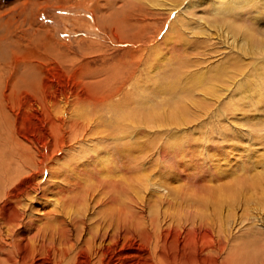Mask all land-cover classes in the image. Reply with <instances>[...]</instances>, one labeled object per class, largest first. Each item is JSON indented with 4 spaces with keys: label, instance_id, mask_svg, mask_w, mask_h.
I'll return each mask as SVG.
<instances>
[{
    "label": "bare ground",
    "instance_id": "6f19581e",
    "mask_svg": "<svg viewBox=\"0 0 264 264\" xmlns=\"http://www.w3.org/2000/svg\"><path fill=\"white\" fill-rule=\"evenodd\" d=\"M263 1L229 0L224 8L232 15L248 7L263 20ZM183 2L173 4L179 8L175 21L181 19V28L197 36L196 43L214 37L233 50L240 45L254 55L252 67L246 69L239 59L215 69L195 62L198 68L190 73L176 71L184 79L178 75L161 84L155 78L167 65L154 60L148 65L152 60L144 61L141 49L140 55L134 51L136 68L126 77V63L105 65L103 54L108 77L87 76L88 68L66 74L59 65H42L39 77L2 92L0 264H264V177L239 178L254 160L250 147L247 160L242 155L236 162L230 157L235 147L212 159L202 151L201 160H210L216 173L240 179L228 188L215 184L211 170L204 177L208 185L190 184L171 158L133 154L132 135L118 156L103 152V94L111 99L135 89L111 107L121 131L139 119L153 126L187 125L203 111H213L209 101L217 102L214 110L224 111L220 102L225 99L226 107L245 109L264 96V36L239 23L227 27L194 17L197 22H185L187 10L203 1ZM114 34L119 45L126 44ZM177 143L170 142L169 149ZM233 162L237 169L229 170Z\"/></svg>",
    "mask_w": 264,
    "mask_h": 264
},
{
    "label": "rangeland",
    "instance_id": "374dc122",
    "mask_svg": "<svg viewBox=\"0 0 264 264\" xmlns=\"http://www.w3.org/2000/svg\"><path fill=\"white\" fill-rule=\"evenodd\" d=\"M202 1L187 10L184 17L185 22L194 23L197 19L203 18L215 25L227 27L239 23L249 29L254 28L257 35L264 36V19L254 17L257 10L251 13L248 7L241 6L230 15L231 13L224 8L229 0ZM181 2L185 5L188 0H0L1 97L4 94L2 92H9L10 89H14L15 85L19 87L27 84L32 76L39 77L42 65L45 67L59 65L66 74L88 68L87 76L94 74V78L99 76V79L108 77V72L103 69V54L108 57L105 65L120 64L121 61L126 63V66L124 65L126 77L136 68L132 61L134 51L139 54L141 49L143 50L141 57H145L144 61L147 60L148 63L152 60L148 65L154 63L156 65L160 62L167 65L160 69V76L155 78L159 79L161 84L172 82L178 75H181L176 74V71L190 73L207 64L215 69L228 61L239 59L246 69L252 67V63L256 60L254 55L252 53L246 55L240 45H236L237 49L233 50L226 42H221L214 37L196 43L197 36L193 38V35L181 28L179 23L181 19L175 21L179 8L175 10L173 4L179 5ZM259 6L264 7V1ZM172 9L174 10L171 12ZM183 10L182 7L181 11ZM259 10L264 11V8ZM167 27H170L169 30ZM242 30L239 31V35H243ZM114 32L126 44L119 45L113 39ZM151 37L154 39L150 40ZM113 55L115 57L110 59ZM195 62L200 65L197 67ZM94 71H97L96 74L93 73ZM140 73L141 71L138 72ZM181 76L185 78L184 75ZM195 87L196 84L191 90ZM131 89L112 96L111 99L110 96L103 94V109L101 110L103 114V152L109 150L118 156L117 151L120 145L130 143L128 136L132 135L133 154L142 156L158 152L160 156L171 158L175 162L174 167L184 176L187 175L184 181L190 184L208 185L204 177L210 173V170L213 173L214 182L216 181L215 184L224 188L239 184L236 183L239 182V178L245 179L246 175L250 178V176L261 174L264 177V99L262 100L264 96L259 100L260 102L258 101L257 106L245 109L226 107L224 102H227V99H225L226 101L220 102V105L225 107L224 111L214 110L213 105L217 102L209 101L213 111L211 109L208 112L203 111L204 113L202 112L197 117L194 116L187 125H178L171 121L164 127L153 126V124H144L143 120L139 119V123L136 122L134 127L127 129L128 131H121L113 121L116 117L114 113L117 111L111 107L124 102L128 92L135 90L131 91ZM104 90L103 87V93L106 92ZM197 92H199L198 89L195 90V94ZM132 111L134 114V110ZM123 132L125 133L122 134ZM173 141L178 142L177 148L169 149V143ZM229 146L235 147L234 150H230V157L235 162L242 157L247 160L246 149L249 147V150L254 152L255 157L252 164L245 167V171L239 178H234L231 173L229 175L216 173L211 167L210 160H201L203 150L207 149L208 152L205 150L207 152L205 155L212 159V156L223 154ZM235 162L233 165L230 164L228 169L236 170ZM193 166L196 167L191 168L190 172L188 168ZM247 205H253L252 199L247 201ZM245 207L242 206L239 212L242 213ZM247 212L250 210L248 209Z\"/></svg>",
    "mask_w": 264,
    "mask_h": 264
}]
</instances>
